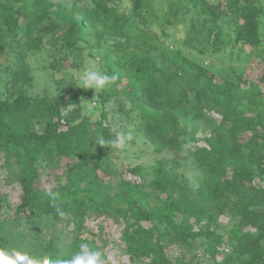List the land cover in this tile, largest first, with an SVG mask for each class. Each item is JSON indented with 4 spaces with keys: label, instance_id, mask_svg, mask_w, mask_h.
Listing matches in <instances>:
<instances>
[{
    "label": "trees",
    "instance_id": "obj_1",
    "mask_svg": "<svg viewBox=\"0 0 264 264\" xmlns=\"http://www.w3.org/2000/svg\"><path fill=\"white\" fill-rule=\"evenodd\" d=\"M263 15L264 0H75L72 8L0 0V162L22 191L15 205L0 194V248L66 261L87 245L112 264L88 228L89 221L110 217L124 224L119 244L130 264H264V185L257 182L264 180V69L219 80L177 46L212 55L245 44L249 61L262 42ZM145 17L160 24L163 37L171 28L183 29V38L168 44L142 27ZM107 38L114 41L109 48L102 45ZM44 48L56 60L72 55L77 69L87 56L98 58L95 71L116 79L97 91L74 84L61 96L35 99L28 59ZM95 96L103 108L92 123L82 102ZM107 105L133 137L157 154H174L171 164L125 168L111 194L109 181H95L114 161L112 142L118 132L136 140L127 138L126 127L113 130L105 122ZM199 121L210 132L186 148L188 124ZM181 156L192 159L197 184L181 172ZM63 159V172L52 184L44 181ZM10 211L13 217L6 216ZM222 215L232 221L224 233ZM36 219L74 225L66 249L50 224L46 232ZM196 241L204 258L171 254L173 245Z\"/></svg>",
    "mask_w": 264,
    "mask_h": 264
},
{
    "label": "rangeland",
    "instance_id": "obj_2",
    "mask_svg": "<svg viewBox=\"0 0 264 264\" xmlns=\"http://www.w3.org/2000/svg\"><path fill=\"white\" fill-rule=\"evenodd\" d=\"M51 1L55 3H61L68 8H72L75 3V0ZM80 1L81 3H89V0ZM221 1L225 5L226 0ZM142 27L153 29L154 32H157L159 35H161L162 39L168 44H172L174 40L180 41L184 36L182 31L183 29H180L177 33H175L171 28H169V37H163L160 24L158 22H153L148 17L144 18ZM260 34L262 37L261 45L256 51V54H253L249 61L245 56L251 51V47L245 44H238L233 47L231 46L221 53L212 55H201L195 51H191L183 47L179 43L177 46L182 48L187 55L207 66L211 71L214 72L215 77L219 80L226 77L234 78L237 74L241 73L244 68H247L249 73L252 76H255L258 71L264 69V15L261 17ZM113 42L114 41L112 38H107L103 40L102 45L109 48ZM8 58H11V55H9ZM6 61L7 59L4 58L1 64L5 65ZM28 61L31 67V74L33 75V82L30 86V94L35 99L41 98L42 96H47L49 99H52L63 95L74 84H83L82 75L85 69L91 68L96 70L98 66V58L94 59L87 56L84 58L81 67L77 69L73 66L74 58L72 55H69V57L64 60H56L54 57L49 56L46 48L31 53ZM53 63L54 66H51ZM93 87L96 91L99 89V87ZM82 106L84 119L95 123L101 118L103 107L96 96L91 100L83 101ZM112 108V105H107L105 107V110L108 111V120H105V122L111 124L113 130H116L118 127H126L127 131L125 134L127 138H135L129 130V128H131L130 125L123 121L121 117L114 114ZM64 112H68V109ZM42 124L43 123H38L37 128L41 129ZM209 132L210 128L202 121L197 123H189L188 133L186 135V139L188 141L186 148L201 143L202 138L207 136ZM135 140V142H127L124 140L122 145L116 146L115 156L113 158L114 161L111 162L108 171H99L97 175L98 179L95 181V184L104 186L108 181L110 182L112 188L109 191L110 194L115 192L118 188L120 173L125 170V168L141 166L144 170H148L149 167L157 160H162L167 164H171L174 158V154L171 152H165L163 154L155 153L152 147L147 142H145L142 137H137ZM66 161H68V159H63L57 168L51 169L49 176L48 174H44V181L52 184V178L60 175L63 172ZM180 162H182L181 172L191 182L197 184L198 173L193 166L192 159H186L181 156ZM15 169L18 170L16 166L14 170ZM129 175L130 174H127V176ZM257 182L264 185V180L262 178H258ZM0 194L6 196L8 201L13 205L19 203L22 197V191L20 185L15 179L13 170H9L8 168L4 167L3 161L0 162ZM25 214H27V212ZM6 216L13 217L14 212L10 211L8 214H6ZM36 222L42 224L45 228L44 231L46 232L49 231V228L51 231H55V233H57L61 239L62 248L66 249L67 244H69L71 241V231L74 228V225L61 224L55 226L46 219L42 221L36 219ZM231 223L232 221L228 216L222 215L218 220V231L224 233L226 228H228ZM48 225L49 228L47 227ZM88 228L92 232H95V236L97 237L99 244L103 245L104 250L108 255L107 261H110L112 264H130L127 255L123 251L122 246L119 244V237L124 228L122 221H117L115 218L110 217L106 219L100 218L89 221ZM200 241H196L192 247L177 248V245H173L171 254L174 256L184 254L188 256V259L195 258L196 255H198L200 258H204V248L200 246ZM109 257H111V259H109Z\"/></svg>",
    "mask_w": 264,
    "mask_h": 264
},
{
    "label": "clouds",
    "instance_id": "obj_3",
    "mask_svg": "<svg viewBox=\"0 0 264 264\" xmlns=\"http://www.w3.org/2000/svg\"><path fill=\"white\" fill-rule=\"evenodd\" d=\"M116 79L115 76H109L107 74H100L99 72L88 68L85 69L82 75V81L86 87H102L106 82H112ZM117 139L112 143L116 146H120L124 143V137L122 133H117ZM103 145L104 141H99ZM50 195H53L50 193ZM59 212V209H57ZM61 216L64 215L63 212H59ZM83 253L75 254L70 260H51L44 256L42 259H36L30 257L26 253L12 249L0 248V264H104L102 259V252L99 250H88L87 245H82ZM111 259V257H109Z\"/></svg>",
    "mask_w": 264,
    "mask_h": 264
}]
</instances>
